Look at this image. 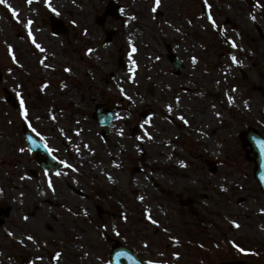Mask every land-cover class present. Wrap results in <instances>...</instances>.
Returning a JSON list of instances; mask_svg holds the SVG:
<instances>
[{"label": "rangeland", "instance_id": "374dc122", "mask_svg": "<svg viewBox=\"0 0 264 264\" xmlns=\"http://www.w3.org/2000/svg\"><path fill=\"white\" fill-rule=\"evenodd\" d=\"M111 2L120 15L100 23ZM257 27L264 0L0 2V264H109L116 241L166 264L227 259L237 242L238 261L264 264V193L240 138L264 134Z\"/></svg>", "mask_w": 264, "mask_h": 264}, {"label": "water", "instance_id": "95a60500", "mask_svg": "<svg viewBox=\"0 0 264 264\" xmlns=\"http://www.w3.org/2000/svg\"><path fill=\"white\" fill-rule=\"evenodd\" d=\"M56 30L59 29L56 28ZM260 32L264 36V32L262 30H260ZM173 60L176 65V68L178 69L180 67L179 60L174 57ZM5 92L7 100L13 105L16 110H18V104L15 98L7 89H5ZM96 118L100 123L106 124L111 122V120L113 119V115L100 114L96 115ZM24 131L31 148L39 150V148L41 147V143L35 139L29 129L26 128ZM246 140L249 141L252 146V150L248 152V156L249 158L254 159L257 163L256 177L259 179L261 187L264 190V137H261V135H259L257 132L250 130L246 134Z\"/></svg>", "mask_w": 264, "mask_h": 264}, {"label": "flooded vegetation", "instance_id": "af4514ba", "mask_svg": "<svg viewBox=\"0 0 264 264\" xmlns=\"http://www.w3.org/2000/svg\"><path fill=\"white\" fill-rule=\"evenodd\" d=\"M217 168V167H216ZM5 216V212L4 211H0V221H2V219L4 218ZM122 244V243H121ZM118 245V242L116 241V243L112 246V248L109 250L108 252V255L111 253V251L114 249V247ZM236 252L233 251V249L230 251V257H227V259H225L224 257H221V256H217V259L213 262V261H210L208 259H204L201 261L200 264H240L241 262H248V264H251L250 261H246V260H241V261H238L236 259V253H238L239 251V248H238V243H234V246L232 247ZM137 254V253H136ZM138 255V254H137ZM139 256V255H138ZM140 257V256H139ZM142 258V257H140ZM143 259V258H142ZM122 262H125V259L124 257H122L121 259ZM166 264V263H164ZM193 264V263H192Z\"/></svg>", "mask_w": 264, "mask_h": 264}, {"label": "bare ground", "instance_id": "6f19581e", "mask_svg": "<svg viewBox=\"0 0 264 264\" xmlns=\"http://www.w3.org/2000/svg\"><path fill=\"white\" fill-rule=\"evenodd\" d=\"M70 1H72V0H70ZM158 13H159V10H158ZM160 14V13H159ZM160 16H161V14H160ZM66 76H68L67 74H66ZM121 99H122V101H123V104H124V102L126 101V103L128 104V102H129V105L131 106L132 105V107H134L135 109L138 107V106H136V104L132 101V100H128V102H127V97H126V94L125 93H122V95H121ZM132 107H130L129 109H131ZM35 179V181H36V178H34ZM38 182V181H37ZM157 185H159L160 187H162L159 183H156ZM38 187H41V185L40 184H38ZM163 188V187H162ZM164 189V188H163ZM41 206L42 205H44L43 203H41L40 204ZM38 207H40L39 205H38Z\"/></svg>", "mask_w": 264, "mask_h": 264}, {"label": "snow or ice", "instance_id": "6c2138e0", "mask_svg": "<svg viewBox=\"0 0 264 264\" xmlns=\"http://www.w3.org/2000/svg\"><path fill=\"white\" fill-rule=\"evenodd\" d=\"M0 2H5V0H0ZM28 2L30 3L31 2V0H28ZM156 3L157 4H159V0H156ZM53 11H55V9H53ZM13 12H14V14H15V10H13ZM29 23H31V22H29ZM29 35H31V32H29ZM34 43H35V41H33ZM233 46H235V45H233ZM37 47H40L39 45H37ZM89 51H91V50H89ZM235 57H233V61L235 62ZM262 211H264V210H262ZM30 239H31V237H29ZM241 252H243V251H245V249H243V248H240L239 249Z\"/></svg>", "mask_w": 264, "mask_h": 264}]
</instances>
